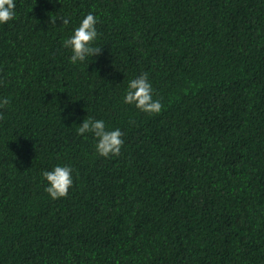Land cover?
I'll return each instance as SVG.
<instances>
[{
  "label": "trees",
  "instance_id": "16d2710c",
  "mask_svg": "<svg viewBox=\"0 0 264 264\" xmlns=\"http://www.w3.org/2000/svg\"><path fill=\"white\" fill-rule=\"evenodd\" d=\"M15 11L0 24V264H264V0ZM89 11L101 53L72 64L63 40ZM141 72L158 113L123 102ZM89 116L121 129L119 155L77 133ZM58 163L74 183L52 199L41 174Z\"/></svg>",
  "mask_w": 264,
  "mask_h": 264
},
{
  "label": "clouds",
  "instance_id": "9594fccd",
  "mask_svg": "<svg viewBox=\"0 0 264 264\" xmlns=\"http://www.w3.org/2000/svg\"><path fill=\"white\" fill-rule=\"evenodd\" d=\"M15 15V0H0V24L11 21ZM60 20L66 26L70 23L71 16L65 15ZM97 24V17L89 11L72 29L71 34L63 40V47L70 50L68 59L72 64L85 62L89 57L98 56L101 53V47L96 45ZM123 102L147 113H158L162 107L161 101L154 98L152 83L147 72H141L127 81ZM5 103L7 100L0 98V105ZM77 133L79 135L91 133L95 138L96 153L105 158L119 155L124 143V133L121 129L108 127L103 118L89 116L83 119ZM41 175L46 181L44 190L52 199L66 196L74 183L73 168L68 164H55L50 169L43 170Z\"/></svg>",
  "mask_w": 264,
  "mask_h": 264
}]
</instances>
